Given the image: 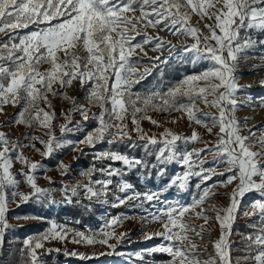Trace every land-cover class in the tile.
<instances>
[{
    "label": "snow or ice",
    "instance_id": "6c2138e0",
    "mask_svg": "<svg viewBox=\"0 0 264 264\" xmlns=\"http://www.w3.org/2000/svg\"><path fill=\"white\" fill-rule=\"evenodd\" d=\"M137 12L139 16L135 15ZM193 14L210 21L203 25L207 34L192 26ZM30 28L32 30L21 34L22 30ZM149 28L155 29L157 34L149 36ZM162 31L193 42L177 46L161 37L159 32ZM254 32L264 33V0H0V34L6 37L0 41V115L5 114L6 105L21 109L0 128L24 125L33 130L23 140L12 139L0 130V256L4 253L6 232L23 226L9 222L13 205L17 208L29 202L46 206L74 202L79 205L87 201L89 209L92 204L112 208L127 206L130 211L140 209L146 213L140 216L142 221L160 224V230L145 231L143 237L145 240L159 237L164 242L130 254L138 260L142 261L145 254L164 253L170 257L165 264H240L241 261L264 264V126L248 128L251 117H244L241 122L236 116L245 107L254 111L264 109V96L253 97L248 92L252 85L241 86L242 77L237 75L240 57L247 58L250 49L264 45V39L255 38ZM138 36L143 39L137 41ZM147 45L160 55L147 57ZM81 49L86 55L79 54ZM164 52L169 55L163 56ZM140 53L147 57L151 67L138 58L133 59ZM172 59L193 65L207 60L211 66L184 77L167 91L159 88L145 94L132 91L134 84ZM44 64L48 68L42 72L40 67ZM140 67H143L142 72ZM74 81L86 89L87 105L54 87L59 85V89L66 90ZM259 83L264 86V80ZM49 94L62 96L70 101L71 107L58 116ZM198 102L210 105L218 114L202 112L197 107ZM93 107L99 111L92 112ZM153 111L186 114L189 122L202 126L216 139L203 141L196 130L190 136L168 128L150 133L142 127L143 120L162 127L149 115ZM75 113H79L80 120L74 121ZM60 117L63 123L58 122ZM90 120L96 121V126L87 130ZM217 127L219 131L214 133ZM245 128H248L246 135L242 134ZM77 133H83V137L67 138ZM36 142L43 146V151L36 147ZM125 142L129 149L142 148L145 155L136 157L121 152L119 145ZM196 142L203 146L187 147ZM98 144L108 147L96 151L93 163L80 173L87 182L63 184L59 201L54 196L55 187L38 183L37 173L46 171V166L30 160L23 152L24 148L31 147L42 157L49 158L65 147L71 146L72 151L83 154L84 147L95 148ZM209 156L211 166L206 167ZM148 157H154V161L150 162ZM14 162L23 167L14 170ZM117 162L120 167L115 166ZM173 163L183 171L173 174L158 191H137L124 179L137 169L142 176L151 177L155 170L157 178L164 177ZM57 167L62 176L70 170V165L63 161ZM97 173L99 178L94 179ZM214 176L224 179L208 184ZM45 178L53 183L51 177ZM194 178L196 193L191 203L161 200V194L168 189L188 191ZM22 184L29 190H20ZM217 186L233 187L228 206L211 205L215 213L211 217L204 205L216 195L212 189ZM249 193H257L260 198L252 201L243 215L256 219L249 225L253 231L244 236V247L239 249L244 255L233 259L231 229L240 203ZM146 204H162L163 207L153 212ZM189 215L204 223H188ZM13 218L45 219L19 215ZM135 218L120 213L107 217L97 229L86 227L85 230L55 220L47 221L49 226L43 232L23 241V247L18 250L20 264H47L45 256L61 252L82 262L125 255L117 248L129 237L119 229L125 221ZM213 219L220 229L219 238L213 242L215 254L201 260L198 245L189 234L194 233L202 241V234L210 232L205 225ZM52 241L92 249L99 245L109 251L81 252L68 250L66 246L63 249L48 247Z\"/></svg>",
    "mask_w": 264,
    "mask_h": 264
},
{
    "label": "rangeland",
    "instance_id": "374dc122",
    "mask_svg": "<svg viewBox=\"0 0 264 264\" xmlns=\"http://www.w3.org/2000/svg\"><path fill=\"white\" fill-rule=\"evenodd\" d=\"M138 13V12H137ZM136 15V14H135ZM137 16V15H136ZM210 23V21L201 20L198 16L195 14L192 15V18L190 20V23L192 26L201 29L205 34H207V29L203 27L204 23ZM35 27V26H33ZM32 30L30 29H24L23 32H27ZM147 33L149 36H155L157 34L155 29H147ZM244 34L243 32L241 33ZM159 35L163 37L166 40H170L173 44L177 46L187 45L191 44L193 41L190 38L180 37L177 38L175 36H172L170 33L166 31L159 32ZM252 35L259 39H264V33H252ZM6 37L3 34H0V41L5 40ZM138 40L143 39V36H138ZM136 41H133L135 43ZM145 50H147L150 54H147V57H154L152 54H157L159 52L153 51L151 49V45L145 46ZM139 53V49L136 50ZM79 54L84 56L86 53L81 49L79 50ZM160 54V53H159ZM62 55V54H61ZM168 52H164L163 56H168ZM147 57L144 56L143 53H140L139 57L134 56L133 59H140L143 64L148 65L151 67V65L148 62ZM181 61H178L176 59L170 60V62L166 65H160L159 68H156L152 71V74L150 76H147L145 79L141 80L139 83H136L132 86L133 92H138L141 94H145L149 91L155 90L159 88L161 91H167L169 87L174 86L176 83L181 81L184 77L188 75H192L194 73L202 72L203 70L207 69L211 66L210 61L204 60L201 61L195 65L189 62H182L187 63L188 67L187 69H184V73L182 70L177 68V73H179V76L176 78L170 77L169 79H163L161 73V69L165 68L167 65L172 64H179ZM181 63V64H182ZM244 63H250L248 66H243ZM253 65H257L259 67L253 68ZM48 68L47 64L41 65L40 71H45ZM239 71L237 72L238 76H241L242 79L239 80V84L241 86L245 85H252L250 89H248V92L251 93L253 97H262L264 96V86H261L259 83L261 80H264V45L258 44L256 47L250 49L247 53V58H245L243 55L240 57L239 61ZM139 71H141L139 69ZM142 72V71H141ZM158 77L161 78V82H157V80L150 81L151 77ZM135 77H133L134 79ZM77 84L78 90L83 92L82 95H73L72 97L77 98V100L87 105V100L85 99L86 96V89L80 88L78 82L73 83V86L64 90L59 89V85L54 86L56 90L58 91H66L67 95L68 92L74 87V85ZM83 90V91H82ZM49 99L53 103V107L59 116L61 111H67L71 107V103L68 100H65L62 96L53 97L51 94H49ZM243 99V97H241ZM197 107L202 111L206 113H216V109L211 107L210 105H205L202 102H198ZM20 107H13L12 105H6L4 108V115H0V125H4L6 121L9 120V118L15 117L16 114L20 111ZM92 112H98L99 109L96 107H93ZM256 112V113H255ZM149 115L160 122L162 127L157 128L156 126L152 125L148 120H143L142 127L149 131L150 133H159L164 130V128L171 129L177 134H183L185 136H190L193 130H196L200 133L201 138L203 141H215L216 137L214 135L208 134L207 130L203 128L202 126L196 125L194 122H189L187 119L186 114H182L180 112H149ZM181 116V117H180ZM237 119L243 122L244 117H251L248 128H257L260 126H264V109H257L252 110L250 108H242L236 113ZM171 117L180 118L181 123H183V129L181 131H176V126L169 123V119ZM73 119L80 120L81 117L79 113H75L73 115ZM252 124V122H254ZM59 123H63V117H60ZM251 122V123H250ZM54 123H57L54 121ZM96 126V121L90 120L87 122L86 129L91 130ZM129 126L131 127L130 121ZM248 128H245L243 130L242 134H247ZM0 130H3L4 132L8 133L12 139H19L23 140L24 136L33 133L32 129H29L25 127L24 125H14V126H6L0 128ZM219 128H214L213 132H218ZM36 135H41L40 132H35ZM56 135L59 136V128H56ZM83 137V133H77L75 135L69 134L67 136L68 139L71 140H77ZM46 138V137H45ZM133 139H136V134L133 133ZM27 143V141H24ZM127 143L125 142L124 147H127ZM203 144L200 142L196 143H189L187 147L191 149L192 147H202ZM36 147L40 148L41 151H43V146L36 142ZM83 147V146H81ZM107 144H98L95 148L90 147H84L83 154H81L78 151H72L71 146L65 147L64 149L56 152L54 155H52L49 158L42 157L38 152L35 151V149L31 147H27L23 149L24 154L32 161H38L42 162L46 166V171H40L37 173L39 179L38 183L43 187H55L57 191L54 193L55 198L59 201L62 199V193L59 191V189L63 186V184L67 183L69 185H74L77 182L84 181V177L80 175V173L87 168L90 167V165L93 163V155L96 151H102L105 148H107ZM130 150V149H128ZM132 151H137L139 155H142V157L145 155L142 148H136L131 149ZM129 154V152H128ZM134 153H130L129 155H133ZM75 157V159H74ZM137 157V156H136ZM149 161H154V157L151 159L148 157ZM60 161H63L66 164L70 165V170L67 175H61L60 170L58 169L57 165ZM83 161L86 162V167L83 165ZM105 163H109L108 161H105ZM116 167H120L121 165L119 162L115 164ZM206 167L211 166V157H208V163L205 165ZM23 165L19 162H14V170H19L22 168ZM222 167V166H221ZM183 171V169L178 166L177 164L173 163L168 166L167 168V174L164 177L157 178L155 175V170H153V175L151 177L142 176L139 174V170H134L131 173H129L127 176L124 177L125 180L131 182L137 191H158L161 188L164 187L165 184L168 183L169 178L175 174ZM45 177H51L53 183L50 184L48 179ZM99 178V174H95L94 177ZM113 179H117L116 177H113ZM224 179V177L220 176H214L212 180L208 181V184H212L214 181H219ZM197 180L194 178L191 181V187L188 191L182 192L177 190L176 188L168 189L167 191L163 192L161 194V200H170V201H179L182 204H189L192 201L193 195L196 193V189L194 185L196 184ZM233 186L228 187H221L217 186L214 189H212L213 192L216 193L214 197L211 198L210 202H206L204 207L208 209L207 214L211 217L215 216V213L211 210V205H220L227 207L229 204V194L231 193ZM22 191H28L27 185L22 184L21 189ZM123 195V194H121ZM259 194L257 193H249L246 194L241 203L239 212L237 214V218L234 221L231 229V236H230V242L232 247V257L235 259V257L243 256L244 253L240 251L239 249H242L244 247V236L250 232L253 231L251 227H249L250 224L253 223V221L256 219L255 217L249 218L245 217L243 215V212L248 208V205L256 200L259 199ZM87 201H84V205H87ZM73 204V203H72ZM75 204V202H74ZM71 204L67 203H57L55 205H41L35 202H29L27 204H22L19 208H17L15 205L12 206V211L9 213V222L14 225H23L22 227H16L15 229H10L6 232L5 235V241H4V253L2 256H0V264H9L12 259L14 258L15 254L18 253V250L23 247V241L36 234L43 232L49 224L47 221L55 220L58 223L67 224L69 227L78 229V230H85V228H92L97 229L99 228L103 223L104 220L109 216H115L120 213H126L132 216H135V219H129L125 221L123 226L119 229V231L127 232L128 233V239H126L118 248V252H124L125 255L118 256V255H112V256H103L100 257L98 260H92L88 262H82L74 257L70 256H64L63 252L57 254L52 253L51 256H45L44 259L47 261V264H165L166 261L170 259L167 254L164 253H154L152 255H144V259L138 260L134 256H131V253L140 251L142 249L150 248L153 246H157L161 244L162 239L159 237H154L151 240H145L143 237V233L145 231L147 232H155L160 230V224L158 222H151L149 223L147 220L142 221L140 219V216L146 215L142 210L135 209L130 211L127 206H121L118 208H112L110 205H101V204H92L91 208L88 210L93 211L94 207L98 208V214L93 218L88 220L86 223L82 224L81 220L77 217H71L60 221V218L55 215H62L60 211L62 209H65V215H67V208ZM146 208H148L150 211L155 212L157 208L163 207L162 204H146ZM198 211V209H197ZM30 216V217H44V220H35V219H29V220H16L13 217L15 216ZM79 220L80 223H75V221ZM187 222L194 225H200L203 224V220L199 218H195L191 215L187 217ZM245 227V231L238 230L239 227ZM206 228L210 229L209 231L204 232L203 240L201 241L199 238L195 237L194 233H190L189 235L194 237V242L198 245V253L201 255V260H205L210 255H214V248H213V242L219 238L220 229L219 225L215 222L213 219L210 221L208 225H205ZM114 242V241H113ZM17 245V246H16ZM67 247L68 250H78L81 252H92V251H109L106 247L97 245L95 249H92L90 247H84L81 245H76L72 243H60L57 241H52L48 247L52 248H61ZM14 251V252H13ZM240 264H245L244 261H241Z\"/></svg>",
    "mask_w": 264,
    "mask_h": 264
},
{
    "label": "trees",
    "instance_id": "16d2710c",
    "mask_svg": "<svg viewBox=\"0 0 264 264\" xmlns=\"http://www.w3.org/2000/svg\"><path fill=\"white\" fill-rule=\"evenodd\" d=\"M23 30L21 31V34H23ZM182 63V62H181ZM179 63V64H172V65H167L165 68H163V72L160 73V75L162 74V78L165 79H169L170 77L176 78L177 76H179V73H177V68H179L180 70H182V72L184 73V69H187L188 64L187 63ZM152 80H157V82H161V78L156 77H151L150 81ZM116 147V146H113ZM129 149V148H128ZM126 147H124V145H119V150L121 152H129L130 153H134L133 155L137 156V157H142V155H139L137 151H132L131 149L128 150ZM151 159L153 157H150ZM83 165L84 167H86V162L83 161ZM67 215H65V209H62L60 211V213L62 215H55L58 216L60 218V221L65 219V217L67 218H71V217H77L81 220L82 224L86 223L88 220L93 219L97 214H98V208L94 207L93 211L88 210V207H86V205L83 204H71L67 209ZM238 230H241L242 232L245 231L246 232V228L241 226L238 228ZM17 246V245H16ZM14 252V251H13ZM9 264H20V260H19V255L18 253L15 254L14 258L12 259V261Z\"/></svg>",
    "mask_w": 264,
    "mask_h": 264
},
{
    "label": "bare ground",
    "instance_id": "6f19581e",
    "mask_svg": "<svg viewBox=\"0 0 264 264\" xmlns=\"http://www.w3.org/2000/svg\"><path fill=\"white\" fill-rule=\"evenodd\" d=\"M136 15L137 16H139V12L138 13H136ZM153 36V35H152ZM146 52H147V54H150L147 50H145ZM157 56V55H160L159 53H157L156 55L155 54H152V56ZM248 65H250V63H244L243 64V66H248ZM141 71H143V67H140L139 68ZM83 91V90H82ZM68 94L70 95V96H73V95H77V96H79V95H82L83 94V92H81V91H79L78 90V87H77V84H75L74 85V87L68 92ZM256 113V112H255ZM181 117V116H180ZM178 119H180V118H176L175 119V117H171L170 119H169V123H171V124H173V125H175L176 126V131L178 132V131H181L182 129H183V123H181L180 122V120H178ZM173 121H175V123H173ZM251 123V122H250ZM255 123V121L254 122H252V124H254Z\"/></svg>",
    "mask_w": 264,
    "mask_h": 264
}]
</instances>
